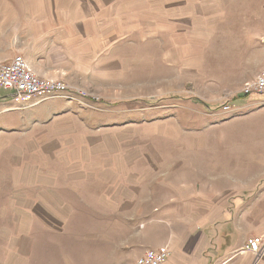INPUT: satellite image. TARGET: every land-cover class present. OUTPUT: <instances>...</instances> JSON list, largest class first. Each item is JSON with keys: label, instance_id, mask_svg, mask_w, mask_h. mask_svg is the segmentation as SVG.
Wrapping results in <instances>:
<instances>
[{"label": "rangeland", "instance_id": "1", "mask_svg": "<svg viewBox=\"0 0 264 264\" xmlns=\"http://www.w3.org/2000/svg\"><path fill=\"white\" fill-rule=\"evenodd\" d=\"M92 1V56L41 65L69 90L0 115V264H132L156 245L262 264L240 250L264 238V94L219 84L264 0Z\"/></svg>", "mask_w": 264, "mask_h": 264}, {"label": "crops", "instance_id": "2", "mask_svg": "<svg viewBox=\"0 0 264 264\" xmlns=\"http://www.w3.org/2000/svg\"><path fill=\"white\" fill-rule=\"evenodd\" d=\"M20 1V13L17 9L14 11L12 4L0 6V63H7L15 54H20L40 77L49 78L55 76L56 71L53 69L56 68L53 67L51 70L42 68L41 65L63 63L69 57L76 56L78 48L81 56H92L93 30L102 31V27L92 23L95 20L94 16L102 15L98 7L91 9L89 4V8L83 7L81 0H57L56 5L52 0H49V4L47 0ZM94 1L106 3V7L110 4L108 0ZM92 3L96 4L93 1ZM262 21L259 29L252 23L243 24V35L236 36V41L232 39L230 47L232 75L219 86L224 87L223 83L227 82L232 88V95L234 94L232 99L235 102L245 98H240L241 85L252 79L264 67V19ZM101 45L102 43L99 44L100 47ZM107 45L108 40L105 41V46ZM12 98L10 92L0 96V115H6V112L9 113L15 107ZM257 233L264 234V228ZM156 246L158 247L152 249L163 247ZM225 247L223 254L229 255V260L232 261V235ZM242 252L243 247L240 254L249 253ZM221 254V250L217 249L213 251L212 256H203L201 259L196 253H189L184 248L173 246L172 253L170 252L169 257L162 264H215L220 261ZM262 260L264 264V258Z\"/></svg>", "mask_w": 264, "mask_h": 264}, {"label": "built area", "instance_id": "3", "mask_svg": "<svg viewBox=\"0 0 264 264\" xmlns=\"http://www.w3.org/2000/svg\"><path fill=\"white\" fill-rule=\"evenodd\" d=\"M0 87L12 94L13 99L30 98L42 93L64 92L69 87L62 81L40 77L20 54H15L7 63H0ZM243 97L264 94V67L255 76L244 82L240 88ZM82 93L83 92H78ZM230 105H223L224 112L231 110ZM244 251L253 254L256 258L264 255V238L250 237L244 245ZM170 254L169 248L164 245L160 249L147 248L138 256L134 264H162Z\"/></svg>", "mask_w": 264, "mask_h": 264}]
</instances>
